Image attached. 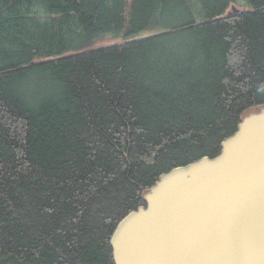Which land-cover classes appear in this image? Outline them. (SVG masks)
<instances>
[{
  "label": "trees",
  "instance_id": "16d2710c",
  "mask_svg": "<svg viewBox=\"0 0 264 264\" xmlns=\"http://www.w3.org/2000/svg\"><path fill=\"white\" fill-rule=\"evenodd\" d=\"M247 1L0 0V264H115L144 191L221 152L264 105Z\"/></svg>",
  "mask_w": 264,
  "mask_h": 264
},
{
  "label": "water",
  "instance_id": "95a60500",
  "mask_svg": "<svg viewBox=\"0 0 264 264\" xmlns=\"http://www.w3.org/2000/svg\"><path fill=\"white\" fill-rule=\"evenodd\" d=\"M143 199L111 236L115 264H264V105L218 155L163 173Z\"/></svg>",
  "mask_w": 264,
  "mask_h": 264
},
{
  "label": "rangeland",
  "instance_id": "374dc122",
  "mask_svg": "<svg viewBox=\"0 0 264 264\" xmlns=\"http://www.w3.org/2000/svg\"><path fill=\"white\" fill-rule=\"evenodd\" d=\"M236 4H234V5H236V7H238V8H241V9H243V10H249V9H251L252 8V5L247 1V0H236V2H235ZM230 8V7H229ZM148 33V31L147 32H145L144 33V35H146ZM116 39H114V38H111V37H106V38H103V39H100L99 41H98V44H102V43H110V42H113V41H115ZM97 44V43H96Z\"/></svg>",
  "mask_w": 264,
  "mask_h": 264
}]
</instances>
